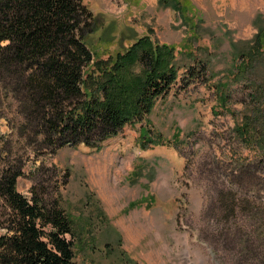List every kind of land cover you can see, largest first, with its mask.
I'll use <instances>...</instances> for the list:
<instances>
[{
  "label": "rangeland",
  "instance_id": "374dc122",
  "mask_svg": "<svg viewBox=\"0 0 264 264\" xmlns=\"http://www.w3.org/2000/svg\"><path fill=\"white\" fill-rule=\"evenodd\" d=\"M84 1L103 19L100 33L104 24L117 32L113 47L100 44L104 56L137 36L176 46L179 77L148 116L164 143L142 146L144 120L98 150L35 155L13 127L23 121L17 103L6 98L0 140L29 155L19 191L65 208L77 264H264V153L234 131L246 120L264 124V54L252 47L264 0ZM218 87L230 97L223 109Z\"/></svg>",
  "mask_w": 264,
  "mask_h": 264
},
{
  "label": "trees",
  "instance_id": "16d2710c",
  "mask_svg": "<svg viewBox=\"0 0 264 264\" xmlns=\"http://www.w3.org/2000/svg\"><path fill=\"white\" fill-rule=\"evenodd\" d=\"M102 20L84 0H0V102L17 103L16 116L23 121L13 127L26 147L34 145L35 155L64 146L98 150L125 126L144 120L142 146L164 143L162 135H152L148 116L179 77L176 46L137 36L104 56L100 44L113 47L117 32L104 24L101 34ZM252 47L264 54V29ZM215 94L221 109L226 107L228 93L218 87ZM234 131L245 145L254 139L255 150L264 153V124L246 120ZM5 138L0 140V264H77L71 216L57 199L38 192L28 198L19 191L29 155L16 153L17 142Z\"/></svg>",
  "mask_w": 264,
  "mask_h": 264
}]
</instances>
